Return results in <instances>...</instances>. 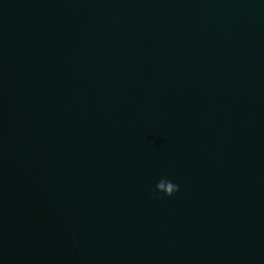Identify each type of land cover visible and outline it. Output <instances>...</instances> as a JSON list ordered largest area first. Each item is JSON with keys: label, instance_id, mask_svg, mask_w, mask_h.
I'll list each match as a JSON object with an SVG mask.
<instances>
[{"label": "water", "instance_id": "water-1", "mask_svg": "<svg viewBox=\"0 0 264 264\" xmlns=\"http://www.w3.org/2000/svg\"><path fill=\"white\" fill-rule=\"evenodd\" d=\"M0 264H264V0H0Z\"/></svg>", "mask_w": 264, "mask_h": 264}, {"label": "clouds", "instance_id": "clouds-1", "mask_svg": "<svg viewBox=\"0 0 264 264\" xmlns=\"http://www.w3.org/2000/svg\"><path fill=\"white\" fill-rule=\"evenodd\" d=\"M179 191V185L176 183H173V186L171 188V191L167 194H165L167 197H171L173 196L175 193H177Z\"/></svg>", "mask_w": 264, "mask_h": 264}]
</instances>
